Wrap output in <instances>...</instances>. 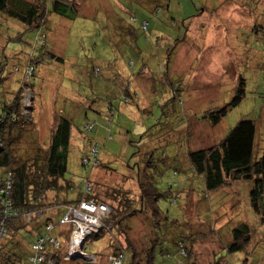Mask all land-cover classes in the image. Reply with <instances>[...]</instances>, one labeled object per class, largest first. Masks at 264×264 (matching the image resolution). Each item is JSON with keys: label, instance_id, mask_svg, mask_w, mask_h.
<instances>
[{"label": "rangeland", "instance_id": "obj_1", "mask_svg": "<svg viewBox=\"0 0 264 264\" xmlns=\"http://www.w3.org/2000/svg\"><path fill=\"white\" fill-rule=\"evenodd\" d=\"M75 1L81 6L77 18L70 20L51 13L40 31H25L17 21L6 18L0 25V106L25 82L22 103L30 102V116L25 110V117L31 118L35 126L34 134V126L30 130L27 127L15 144L18 158H29L37 151L36 146L44 147L41 144L46 143L56 113L72 123L65 176L73 186L71 199L84 192L91 176L99 196L104 197L103 192L110 194L123 176L133 173L128 163L136 165L135 171L143 170L142 161L147 163L153 158L158 162L164 154L170 165L174 151L179 158L186 156L188 149L215 144L240 120L257 123L254 148L255 152L259 150L264 136V0ZM202 7L209 12L201 15ZM39 33L44 36L40 43L44 41L45 53L42 60L33 63V75L26 78L29 56L33 52L37 55L40 48L36 45ZM47 53L62 61L51 60ZM239 76L245 83V98L239 106L216 126L202 120L204 112L230 101ZM167 80L176 88L180 86L182 113L168 98ZM130 98L134 99L131 104ZM89 125H93L92 131L87 129ZM177 131L182 134L173 135ZM26 136L29 138L24 139ZM95 145L101 166L92 170L81 160L91 156L90 149ZM174 166L163 169L156 179L163 193L172 181ZM3 172L0 170L2 177ZM197 179L189 184L200 202L192 203L190 191L179 194L177 204L170 205L167 199L157 202L165 212L167 220L162 224L169 228V234L153 235L150 219L143 215L135 219L130 238L139 252H145L147 241L156 235L154 263L178 264L175 244L192 230L191 235L197 237L192 246L196 264H213V258H223L226 264H264V225L254 220L248 203L251 183L235 184L243 218L247 213L250 224H259L251 243L254 250L246 262L244 252L224 251L231 241L224 225L228 218L223 206L216 207L224 202V194H207V200L199 186L202 179ZM180 189L173 188L171 193L177 194ZM231 207H226L230 213L235 210L234 205ZM64 213L62 209L58 217ZM79 220H83L80 213L72 220L74 228L68 226L65 230H71L70 242L76 238L72 232ZM26 239L30 241V236ZM106 244V238L86 243L82 249L86 261L94 262L92 254L107 250ZM70 256H74L72 251L67 258ZM102 257L100 264H107L106 256Z\"/></svg>", "mask_w": 264, "mask_h": 264}, {"label": "trees", "instance_id": "obj_2", "mask_svg": "<svg viewBox=\"0 0 264 264\" xmlns=\"http://www.w3.org/2000/svg\"><path fill=\"white\" fill-rule=\"evenodd\" d=\"M80 7L75 0H34L33 2L0 0V25L6 18L17 21L25 28V31H40L49 14L53 13L62 18L74 20L79 16ZM42 38L44 36L39 33L36 45L40 48L37 55L33 52L29 56L25 71L26 78L33 75V63L43 59L45 43L44 41L40 43ZM158 52L161 55V51ZM45 55L51 60L62 61L60 57L52 53ZM24 87L25 82L21 84L17 93L12 94L10 99L8 98V101L0 106V170L4 171L3 177L0 176V233L3 234H0V264H100L99 258L102 256H106L107 264H113L111 258L118 257H121V264H155L153 243L158 240L156 232H163L165 235L170 233L169 228L162 224L167 218L163 217L165 212L157 206V202L160 199H167L170 205L177 204L179 194L188 191H190L188 195H192L193 204L200 202L198 194L194 196L192 193L194 187L189 184L193 178H199L197 179L199 181L202 179L199 186L203 189L206 199L207 194L217 192L224 194L222 204L225 203V205L217 204L216 206H223L228 218L224 225L228 228L231 241L224 247V251L227 254L244 252L246 262L250 259L248 255L254 250L251 243H254L258 225H264V136L263 143L255 152L257 132L255 121H238L220 141L202 149L192 151L188 149L186 156L178 158L174 151L171 160L173 163L170 165L164 154L158 162L151 157L147 163L141 160L144 164L143 170L137 168L135 171L136 165L131 167L128 163V170L133 173H127V177L121 176L119 185L111 189L110 194L103 192L104 197L99 196L100 193L95 188L96 182H93L91 176L90 180L86 181L84 192L78 193L74 199H71L73 186L65 177L72 129L70 119L61 114H53L54 122L45 138L46 143L41 144L44 147L36 146L37 151L29 158L20 159L14 153L15 144L23 138L26 128L30 127V130L34 126L31 118L26 119L24 114L22 103ZM165 90H168L171 104H178L182 113L183 101H181L180 86L176 88L167 80ZM244 98L245 83L239 76L230 101L216 109L204 112L201 119L216 126L232 109L239 106ZM131 100L134 102V99L130 98V104ZM87 101L85 99L84 102ZM262 101L264 102V94ZM87 129L92 131L93 125H89ZM178 132H173V135L178 136ZM34 133L35 126L31 135ZM181 134L180 131L179 136ZM28 138L26 136L24 139ZM34 141L37 142L35 139ZM90 151L92 157L84 156L81 163L85 167L91 166L93 170L101 166V163L97 158L99 154L97 146L95 145ZM182 157L184 160L181 159ZM173 164L176 166L172 167V181L167 184L166 191L163 193L157 187L156 179L159 180L164 172L163 169H169ZM178 174L182 176L179 177ZM178 177L180 180L173 182V178ZM241 181L251 183L248 187V203L254 220L259 223L257 225L255 222L253 225L249 223L247 213L244 220L243 211L241 212L238 208L235 184ZM125 183L129 185L128 188L123 186ZM173 188L181 189L179 193L172 194ZM106 199L110 202H106ZM81 203L103 204L109 209L108 214L100 219L99 230L91 233L82 246L83 249L86 243L106 238L107 250H102L105 253L100 251L92 254L96 258L94 262L82 258H67L71 230L65 232L68 226H62L61 222L68 214L70 218L72 217L70 211H80ZM188 203L189 200L186 197V210ZM233 205L235 210L230 213L226 207H233ZM212 207L214 208V205ZM62 209L65 213L59 218V212ZM141 215L150 219L153 235L156 233L151 241H147L145 252L140 250L142 255L130 238L135 219ZM189 218L192 217L189 216ZM191 234L193 231L189 230L188 234L179 237V241L175 244L176 255L179 257L178 264H196L192 246L197 237ZM26 235L30 236V241H27ZM201 236L204 237L205 233ZM39 257L41 260H38ZM213 259V264H226L223 258Z\"/></svg>", "mask_w": 264, "mask_h": 264}, {"label": "built area", "instance_id": "obj_3", "mask_svg": "<svg viewBox=\"0 0 264 264\" xmlns=\"http://www.w3.org/2000/svg\"><path fill=\"white\" fill-rule=\"evenodd\" d=\"M30 71H31V69H30ZM29 106H30V102H28V103L24 102L23 103L24 114H25L26 107H29ZM26 113H27V116H29L28 115V111H26ZM70 212H72V214H71L72 217L70 218L69 214H68L62 220L61 225L63 226V225L70 224V225H67V226L73 227L75 222H72V220H74L75 217L79 213L82 214L83 220L82 221L81 220L78 221V223L75 226L76 230L74 232H72V235L74 234L75 237L77 236V233H80L79 234L80 237H79L78 242H77V243H79L80 239H82V238L84 239V236L86 234L90 235L91 233L96 232V231L99 230V228L101 227L100 219L104 215L108 214L109 209L103 204L95 205V204L81 203L80 204V211L78 210V211H70ZM96 216H99V217L96 219ZM0 234L3 235L2 233H0ZM71 242H70V244H71L70 250L72 251L76 244H74V240H72ZM71 251H70V253L68 255L71 254ZM120 258L121 257H118L116 259L111 258V261H112L113 264H121V259ZM38 260H41V257H39Z\"/></svg>", "mask_w": 264, "mask_h": 264}, {"label": "water", "instance_id": "obj_4", "mask_svg": "<svg viewBox=\"0 0 264 264\" xmlns=\"http://www.w3.org/2000/svg\"><path fill=\"white\" fill-rule=\"evenodd\" d=\"M26 110L29 112L30 111V106L29 107H26ZM89 236V234H86L85 236H84V239L85 238H87ZM84 239L82 238V239H80V241H79V245L78 246H75L74 248H73V250H72V255H74V256H70V259H87L86 257H85V254L84 253H82V246H83V244H84Z\"/></svg>", "mask_w": 264, "mask_h": 264}, {"label": "crops", "instance_id": "obj_5", "mask_svg": "<svg viewBox=\"0 0 264 264\" xmlns=\"http://www.w3.org/2000/svg\"><path fill=\"white\" fill-rule=\"evenodd\" d=\"M22 1H25V2H33L34 0H22ZM206 9H207L206 7H204V8L202 7V10H200L201 15L204 14L205 12H209ZM210 10L215 13V8H211Z\"/></svg>", "mask_w": 264, "mask_h": 264}, {"label": "bare ground", "instance_id": "obj_6", "mask_svg": "<svg viewBox=\"0 0 264 264\" xmlns=\"http://www.w3.org/2000/svg\"><path fill=\"white\" fill-rule=\"evenodd\" d=\"M79 234H80V233H77V236H76V238L74 239V244H77L78 239H79V237H80Z\"/></svg>", "mask_w": 264, "mask_h": 264}]
</instances>
